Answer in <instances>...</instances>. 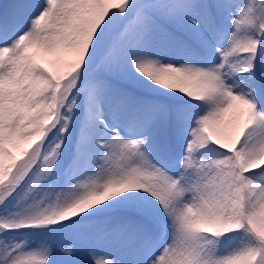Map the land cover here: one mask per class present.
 I'll return each mask as SVG.
<instances>
[{
  "label": "snow or ice",
  "instance_id": "snow-or-ice-1",
  "mask_svg": "<svg viewBox=\"0 0 264 264\" xmlns=\"http://www.w3.org/2000/svg\"><path fill=\"white\" fill-rule=\"evenodd\" d=\"M0 264H264V0L0 3Z\"/></svg>",
  "mask_w": 264,
  "mask_h": 264
},
{
  "label": "rangeland",
  "instance_id": "rangeland-1",
  "mask_svg": "<svg viewBox=\"0 0 264 264\" xmlns=\"http://www.w3.org/2000/svg\"><path fill=\"white\" fill-rule=\"evenodd\" d=\"M8 0H1L0 3H7Z\"/></svg>",
  "mask_w": 264,
  "mask_h": 264
},
{
  "label": "trees",
  "instance_id": "trees-1",
  "mask_svg": "<svg viewBox=\"0 0 264 264\" xmlns=\"http://www.w3.org/2000/svg\"><path fill=\"white\" fill-rule=\"evenodd\" d=\"M1 1V0H0Z\"/></svg>",
  "mask_w": 264,
  "mask_h": 264
}]
</instances>
